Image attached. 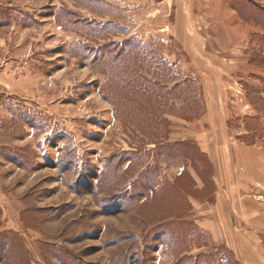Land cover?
Listing matches in <instances>:
<instances>
[{
    "label": "rangeland",
    "instance_id": "1",
    "mask_svg": "<svg viewBox=\"0 0 264 264\" xmlns=\"http://www.w3.org/2000/svg\"><path fill=\"white\" fill-rule=\"evenodd\" d=\"M253 151L264 0H0V264L259 259Z\"/></svg>",
    "mask_w": 264,
    "mask_h": 264
},
{
    "label": "crops",
    "instance_id": "2",
    "mask_svg": "<svg viewBox=\"0 0 264 264\" xmlns=\"http://www.w3.org/2000/svg\"><path fill=\"white\" fill-rule=\"evenodd\" d=\"M240 150L242 151V149H240ZM243 151H245V149H243ZM253 152L255 153V154L253 153L255 155V157H253L254 158L253 160H255L256 169H257V171L255 173V176H256L257 181H258L260 179V169H261V174L262 175L264 174V172L262 171L263 170V166H261V168H260V152L259 151H253ZM242 159L243 158H239V156H237L236 164L238 165L239 168H236L235 169L236 171L231 172L233 174L232 176H235L236 178H238V180L236 182H238V183L240 182L241 183L240 187L236 186L234 189H231L232 192L230 194L231 195L234 194L235 197L232 198L229 195L230 198H228V199L221 197V198H219L217 200V204L219 203V206L230 207V209L232 211L230 217H232V216L236 217L237 218L236 221L238 223H240V224H241V222H246L247 221L246 218L248 217V215H247L248 212H247V210L245 208L244 202H245V198L247 197L246 196L247 195L246 194L247 193V191H246L247 190V186H249V184H250V182H248L249 178L250 179H254L251 176V172H252L251 170L252 169L248 170V168L243 166L242 165ZM262 161H263V158H262ZM218 167H219L218 169H219L220 173L217 172V174L225 176L226 175V173H225L226 171H225V168H223V167H225V165H222V166L220 165ZM223 173H224V175H223ZM218 177H220V176H218ZM217 186L219 188V183L218 182H217ZM242 193H243V196L245 198L241 196ZM234 227L236 229H232L231 227H230V229H228V226L224 230H222V228H221V230L219 228L212 229L213 231L211 232L210 236L211 237L221 236V237H225L226 238V237H233V236L244 237V236H246L245 234H248V232H246V230H243V227L239 228V226H235V225H234ZM222 232H223V234H222ZM248 254H249L248 251H246V252L240 251L239 252L242 264H248V263H251V264H264V259H262V257L264 256L263 251L260 253L261 256L259 257V259L257 257L256 260H249L248 257H247Z\"/></svg>",
    "mask_w": 264,
    "mask_h": 264
},
{
    "label": "built area",
    "instance_id": "3",
    "mask_svg": "<svg viewBox=\"0 0 264 264\" xmlns=\"http://www.w3.org/2000/svg\"><path fill=\"white\" fill-rule=\"evenodd\" d=\"M259 199H261L262 201H264V194L263 195H258Z\"/></svg>",
    "mask_w": 264,
    "mask_h": 264
},
{
    "label": "trees",
    "instance_id": "4",
    "mask_svg": "<svg viewBox=\"0 0 264 264\" xmlns=\"http://www.w3.org/2000/svg\"><path fill=\"white\" fill-rule=\"evenodd\" d=\"M148 112V111H147Z\"/></svg>",
    "mask_w": 264,
    "mask_h": 264
}]
</instances>
